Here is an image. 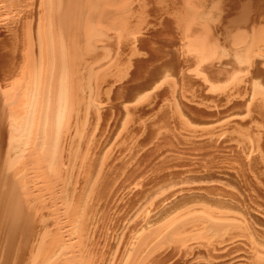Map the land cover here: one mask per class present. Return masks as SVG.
<instances>
[{
    "label": "bare ground",
    "instance_id": "1",
    "mask_svg": "<svg viewBox=\"0 0 264 264\" xmlns=\"http://www.w3.org/2000/svg\"><path fill=\"white\" fill-rule=\"evenodd\" d=\"M0 264H264V0H0Z\"/></svg>",
    "mask_w": 264,
    "mask_h": 264
}]
</instances>
